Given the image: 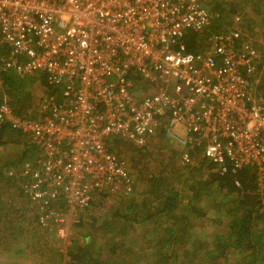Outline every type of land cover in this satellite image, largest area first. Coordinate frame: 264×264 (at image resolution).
<instances>
[{"label": "built area", "instance_id": "2783aa9c", "mask_svg": "<svg viewBox=\"0 0 264 264\" xmlns=\"http://www.w3.org/2000/svg\"><path fill=\"white\" fill-rule=\"evenodd\" d=\"M211 19L200 0H0L9 48L1 64L66 82L63 103L43 98L37 116L0 104V123L36 148L34 164L6 172L42 208V223L68 224L95 192L131 191L125 160L107 142L139 147L162 123L182 161L201 148L220 170L258 168L264 189V39L234 24L186 50L182 38ZM59 199L65 214L44 211Z\"/></svg>", "mask_w": 264, "mask_h": 264}, {"label": "trees", "instance_id": "16d2710c", "mask_svg": "<svg viewBox=\"0 0 264 264\" xmlns=\"http://www.w3.org/2000/svg\"><path fill=\"white\" fill-rule=\"evenodd\" d=\"M203 2L212 16L210 24L182 38L185 49L193 53L205 47L210 33L225 28L222 18L227 11H237V6L226 7L231 2ZM242 2L251 3V21L264 25V0ZM8 56L9 48L0 43V104L4 98L15 115L37 116L39 106L31 92L36 83L50 103H63L66 82L49 81L40 72L19 76L1 64ZM129 77L134 84L139 80L138 75ZM163 126L150 136L153 141L130 148L127 169L133 189L121 191L111 205L104 203L109 191L95 192L84 212L75 211L69 218L68 241L55 247L48 246L47 235H54L48 229L54 228L61 237L58 229L63 227L52 220L42 223V208L30 200L23 183L6 172L18 171L25 162L34 164L36 148L24 142L25 135L0 123V255L10 248L18 255L27 250L42 257L40 264L49 260H55L53 264H264L261 172L253 166L231 170L226 165L220 170L201 156L198 147L189 150V161L184 162ZM12 145L17 152L4 153ZM107 145L121 157L118 138L112 137ZM50 209L66 213L61 199L50 201L44 211ZM19 243L25 248L15 246Z\"/></svg>", "mask_w": 264, "mask_h": 264}, {"label": "rangeland", "instance_id": "374dc122", "mask_svg": "<svg viewBox=\"0 0 264 264\" xmlns=\"http://www.w3.org/2000/svg\"><path fill=\"white\" fill-rule=\"evenodd\" d=\"M201 2H203V0H200ZM207 2L211 3H222V4H226L227 2H231V6H226L227 8H230L232 6H237V11L235 13H229L228 11L225 14V17L222 18V26L224 27H228L230 26L231 22L232 23H238L241 24V27L248 32L249 34H251V36L253 37H260L262 39H264V25L263 23L258 22L257 20L251 21V19L249 18V7L248 5H251V3H243L242 0H207ZM204 3V2H203ZM247 5V6H246ZM226 8V9H227ZM263 9V8H262ZM254 12V11H253ZM252 13V12H251ZM252 15H255L252 13ZM212 20V19H211ZM259 20H261V18H259ZM250 26V27H248ZM32 101L33 102H37L39 104V102L45 98L46 96V92L42 89V87L40 85H38L37 83L34 84V87L32 89ZM120 145L118 146L117 151L120 153V156L125 160V163L128 165L129 163L127 162L128 159V153L130 150V148H135V146L131 145L128 143V141H126L125 139L122 138H118ZM23 140V139H21ZM28 139H25L24 142H27ZM153 141L150 137L147 139L146 143H149ZM145 143V144H146ZM9 149H6V151H11V152H4L6 154L12 155L13 154V150H15V152H17V147H14V145L12 146H7ZM35 157L37 158V154L36 152L34 153ZM0 161H2V158L0 157ZM150 168V166H149ZM151 169V168H150ZM130 171V170H129ZM111 194H109V196H107L106 198H104V203L106 205H111L115 202V199H117L118 197H121V190L119 189H115V191H109ZM85 210V209H84ZM84 210H79L76 212H84ZM75 213V212H74ZM74 213L72 214V216L74 215ZM71 216V217H72ZM78 216V215H77ZM70 217V220H71ZM63 230H62V234L61 237L58 236L57 234L55 235L54 232V228H49L48 230H50V232L52 231L54 233V235H47V240L49 242L48 246L50 244H54L52 246H60L61 243L63 242V244H65L68 240H67V235H68V224L66 222L65 225L62 226ZM45 236V235H44ZM59 244V245H58ZM17 247H23L25 248L23 243H19L18 245H15ZM26 249H28L26 247ZM42 261V257H39L37 254H31L30 252H28L27 250H24V253H22L21 255H18L16 253L13 252L12 248H10L8 251L4 252L2 255H0V262H6L9 264H40V262L38 261ZM55 260H49V264H53ZM48 264V263H46Z\"/></svg>", "mask_w": 264, "mask_h": 264}]
</instances>
